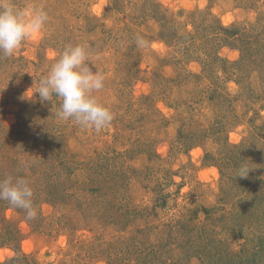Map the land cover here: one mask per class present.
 Segmentation results:
<instances>
[{
	"label": "rangeland",
	"instance_id": "obj_1",
	"mask_svg": "<svg viewBox=\"0 0 264 264\" xmlns=\"http://www.w3.org/2000/svg\"><path fill=\"white\" fill-rule=\"evenodd\" d=\"M8 2L21 12L43 8L49 20L12 56L0 53V166L10 167L6 157L17 165L1 181L24 178L36 193L39 186L47 193L50 184L68 183L75 201L33 202V219L0 204V262L20 252L32 264H141L132 256L140 238L184 214L206 222L214 237L220 232L232 251L261 247L264 214L249 212L254 196L244 201L240 181L224 180L220 156L227 134L230 144L247 138L253 151L264 153V0ZM219 25L238 27L241 37L223 45ZM68 44L84 45L89 66L105 77L93 95L113 119L99 131L59 119L58 97L44 103L33 97L34 81ZM244 51L255 58L247 60ZM216 53L226 61L206 58ZM212 122L226 131L212 129L222 141L186 144L193 127ZM91 162L109 181L97 194L79 188ZM198 253L183 252L179 264L230 261Z\"/></svg>",
	"mask_w": 264,
	"mask_h": 264
},
{
	"label": "trees",
	"instance_id": "obj_2",
	"mask_svg": "<svg viewBox=\"0 0 264 264\" xmlns=\"http://www.w3.org/2000/svg\"><path fill=\"white\" fill-rule=\"evenodd\" d=\"M155 12H162V10L161 8L157 7ZM207 27L209 29L214 28L213 26ZM237 28L235 26L226 27L223 25H219L217 33L220 37L221 42H224L223 45H226L228 43L230 44L241 37V34L238 32L239 28ZM241 30L243 32L248 31L247 28ZM213 33L215 32L213 31ZM244 55L245 57H247L249 53L245 54L244 51ZM207 57L212 58L217 65H219V62L222 63L226 61V59L221 57L219 53H216L215 56L207 55L206 58ZM250 58L253 59L255 57L251 55L247 57V60ZM227 66L230 67V65ZM228 70H230V68ZM230 72L233 73V71L231 70ZM229 78L230 77H227L226 79ZM215 124L216 122H212V126L205 127L201 130H197L196 127H193L192 131H190V135L186 136V138L184 139L187 140L186 144L190 146L199 141L201 142V140L205 141L209 138H214V141L216 142H218V140L222 141L224 137H217L216 134H214L215 132H212V129L214 128L216 132H220L221 136L225 135L226 131L217 130L215 128ZM210 134L214 135L210 136ZM57 138L58 137H56L55 135L54 140H56ZM224 140L226 151L222 152L223 154L220 156V162L224 161L222 166V173L225 176L224 180L229 182L230 180L236 178L237 181H240V190L238 189V186L236 184L238 189V191L236 190L237 193H239V195L243 197L248 194L247 198H250L251 195L254 196V200H249V202L254 203L252 204L253 207L249 208V212H255L257 210L259 212H263L264 214V153L262 149L253 151V149L255 150L256 147H253L251 144H249L248 146L249 140L247 138L239 144H230L227 134ZM253 157H257V159H254V161L252 160ZM9 159L10 162H8L7 165H10L11 169L10 167H7L11 171L7 167L6 168L8 170L3 166H0V181L2 177H5L4 174L14 175L15 169H13L12 163L17 166L15 164V161H13L15 160V158L6 157L5 161ZM65 160L68 166H72V164L74 163V160L71 157ZM0 164H5V162L3 160H0ZM97 165L94 162H91V164H89V168L87 169L86 176L82 180L83 182L80 181L81 186L79 188L83 189V191L87 190V193L90 192L92 194H97L100 190L106 187V185H108L109 181L107 179V176L103 180L100 177L101 175H97V173L100 174V170H98L99 168ZM242 167L250 169L246 177H238L240 175V170ZM34 170L35 171H33V174L35 176L37 170ZM67 170V172H69L71 170V167ZM73 176L74 173L70 174L68 177L73 178ZM69 181L72 180L70 179ZM59 187L63 188L67 192L64 193L65 195H60L58 197L54 190ZM39 188L40 189H38V193L33 192L34 194L32 197V202H34L35 204L48 201L56 204L57 202H61L62 200L67 202L75 201L73 196L69 195V191H71L73 186L70 187L68 183L66 185L64 183L63 186L60 184H50L49 189H52V191H47V193L42 190L43 188L41 186H39ZM85 198L86 196L82 195V200H85ZM247 198L244 197V201H248ZM0 204L9 207L10 203L8 201L5 202V200L2 199L0 201ZM160 207L162 206L160 205ZM192 215L193 214H184L178 218H172L168 222L162 221L161 227H158L159 229H154V232L149 233L150 235H152L154 240H151L147 232L138 241V247L132 253V256H136L137 258H139V260L142 261L140 262L141 264H179V261L183 259V252H189L194 256L198 253L197 249H200L201 252L198 253L199 256H204V258L206 257L208 259L211 257L212 260L217 257V259L220 261H226V259H230L228 264H264V236L262 238V245H259L261 247L256 249V251L254 250V252L243 249L232 251L226 246V241L223 242L222 238H218V236H221L220 232L218 236L214 237V232L209 228L207 223L205 222L204 224H200L201 222H196L198 217L193 218ZM247 252L251 253L247 255ZM19 253L17 256L9 258L6 262H0V264H32L30 262L29 255L23 254L22 256H19ZM121 254H123L124 256H129L128 252L122 251ZM234 254H236L237 262L233 259L235 258ZM19 261L21 263H18Z\"/></svg>",
	"mask_w": 264,
	"mask_h": 264
},
{
	"label": "clouds",
	"instance_id": "obj_3",
	"mask_svg": "<svg viewBox=\"0 0 264 264\" xmlns=\"http://www.w3.org/2000/svg\"><path fill=\"white\" fill-rule=\"evenodd\" d=\"M48 20L43 8L21 12L8 0H0V53L12 56L24 40L40 34ZM137 43L143 44L144 41L138 38ZM88 59L89 53L84 45H66L47 74L41 76L38 83L34 81L33 97L38 94L41 103L52 102L53 97H58L61 100L60 110L56 113L59 119L67 121L71 118L81 127L99 131L112 121L113 114L93 95L104 87L105 77L89 66ZM249 170L242 167L238 177H246ZM33 194L24 178L0 181V199L25 210L28 219L37 215Z\"/></svg>",
	"mask_w": 264,
	"mask_h": 264
}]
</instances>
